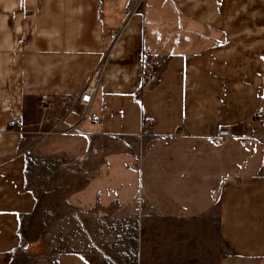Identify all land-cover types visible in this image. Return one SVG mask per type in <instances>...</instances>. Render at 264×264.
I'll list each match as a JSON object with an SVG mask.
<instances>
[{
  "label": "crops",
  "instance_id": "0c3cea01",
  "mask_svg": "<svg viewBox=\"0 0 264 264\" xmlns=\"http://www.w3.org/2000/svg\"><path fill=\"white\" fill-rule=\"evenodd\" d=\"M260 108L264 0H0V264H264Z\"/></svg>",
  "mask_w": 264,
  "mask_h": 264
},
{
  "label": "rangeland",
  "instance_id": "374dc122",
  "mask_svg": "<svg viewBox=\"0 0 264 264\" xmlns=\"http://www.w3.org/2000/svg\"><path fill=\"white\" fill-rule=\"evenodd\" d=\"M140 218L143 224H145L143 234L145 235V240L147 241V255L151 254L152 249L159 250V254H166L167 242H176L186 232V235H188L190 239H196V236L198 235L197 226L201 225V223L198 225L197 222L199 221H195V223H192V221L189 223L188 221L182 220H164L145 213V211L141 212ZM206 245L207 248L211 247L212 249L214 245H216V247L220 249V241L218 240L215 231L206 230Z\"/></svg>",
  "mask_w": 264,
  "mask_h": 264
},
{
  "label": "built area",
  "instance_id": "2783aa9c",
  "mask_svg": "<svg viewBox=\"0 0 264 264\" xmlns=\"http://www.w3.org/2000/svg\"><path fill=\"white\" fill-rule=\"evenodd\" d=\"M145 55H150V52L146 50ZM151 56V55H150ZM161 67V61L159 59H149V60H143L142 63V86L141 88H151L156 82H157V70ZM94 87H87L83 90V92L78 97V102L88 105L92 102L93 93L95 92ZM46 106H51L52 102L46 98L45 99ZM264 109L260 108L257 112V117L261 118L263 114ZM102 116L101 114H98L96 116L91 117L93 122H100ZM14 124H11L12 127ZM229 131L226 128H221L219 130V136L220 137H228Z\"/></svg>",
  "mask_w": 264,
  "mask_h": 264
}]
</instances>
